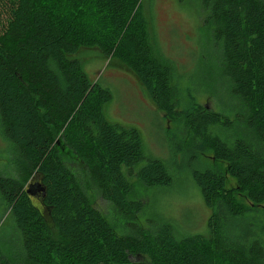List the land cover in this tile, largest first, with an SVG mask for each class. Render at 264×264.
Returning a JSON list of instances; mask_svg holds the SVG:
<instances>
[{"label": "trees", "instance_id": "trees-1", "mask_svg": "<svg viewBox=\"0 0 264 264\" xmlns=\"http://www.w3.org/2000/svg\"><path fill=\"white\" fill-rule=\"evenodd\" d=\"M209 12L221 67L241 109L235 120L193 101L177 109L169 68L156 58L143 0H0V129L16 151L17 176L0 175V198L21 236V255L0 264H264V212L238 204L226 175L188 153L193 182L220 212L210 234L178 238L171 225L140 224L125 171L145 159L140 131L110 122L111 91L90 81L75 58L97 48L140 81L169 121H182L195 146L226 171L255 208H264V0H200ZM82 12L84 18L71 14ZM180 118V119H179ZM240 127L229 141L220 134ZM89 169L102 197L126 219L119 233L66 167L56 137ZM61 143V142H60ZM145 187H171L162 160L137 172ZM36 182H35V181ZM34 181L35 184L31 185ZM30 186L31 193L27 187Z\"/></svg>", "mask_w": 264, "mask_h": 264}, {"label": "rangeland", "instance_id": "rangeland-1", "mask_svg": "<svg viewBox=\"0 0 264 264\" xmlns=\"http://www.w3.org/2000/svg\"><path fill=\"white\" fill-rule=\"evenodd\" d=\"M48 5L52 10L61 11V14L66 13V7L60 0H48ZM143 7L154 54L171 72L177 109L181 112L197 101L209 110L226 114L234 121L241 107L232 95L230 82L223 73L220 48L213 40V25L202 2L143 0ZM71 16L75 20L84 18L82 12L72 13ZM74 57L81 61L91 82H99L111 91L113 98L105 106L106 118L112 123L135 127L142 135L145 159L132 172L125 171L134 188L132 199L144 205L143 213L138 218L140 224H169L178 238L210 234L209 221L218 216L220 209L209 208L193 182L190 172L193 160L186 155L192 151L194 156L200 157L203 162L206 160L207 164L226 175L240 206L251 207L258 213L264 212V208L252 206L246 194L227 174L224 163L215 162L211 154H204L195 146L192 135L182 121H169L155 107L140 81L120 60L106 58L97 48H81ZM240 133V127L237 126L232 131L220 130L223 138L229 141ZM62 141L61 134H58L56 143L61 157L90 197L91 203L119 233L129 234L130 226L126 219L102 197L87 166ZM15 158V147L0 129V175L17 176ZM155 159L166 163L173 174L174 183L171 187L152 190L138 180V170ZM34 181L31 185L35 184ZM21 252L20 233L10 209L0 198V253L15 258ZM133 260L138 264L145 262L144 258Z\"/></svg>", "mask_w": 264, "mask_h": 264}, {"label": "water", "instance_id": "water-1", "mask_svg": "<svg viewBox=\"0 0 264 264\" xmlns=\"http://www.w3.org/2000/svg\"><path fill=\"white\" fill-rule=\"evenodd\" d=\"M28 193L31 194V195H33V193H31V190L30 189L28 190Z\"/></svg>", "mask_w": 264, "mask_h": 264}]
</instances>
